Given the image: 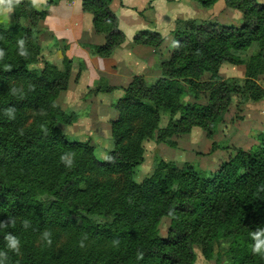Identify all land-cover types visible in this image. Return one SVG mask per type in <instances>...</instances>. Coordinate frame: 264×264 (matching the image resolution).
I'll return each mask as SVG.
<instances>
[{
	"label": "trees",
	"instance_id": "obj_1",
	"mask_svg": "<svg viewBox=\"0 0 264 264\" xmlns=\"http://www.w3.org/2000/svg\"><path fill=\"white\" fill-rule=\"evenodd\" d=\"M111 1H81V10L105 39L87 47L104 58L124 42L108 9ZM190 1L209 8L218 0ZM223 2L240 13V26L178 20L172 34L177 46L159 62L154 84L133 76L125 87L103 89L122 90L113 104L110 159L104 160L88 142L68 140L61 129L69 115L56 98L67 88L70 61L63 58L59 69L40 57L39 24L49 12L22 0L12 12L15 23H0L5 52L0 60V221L15 219L14 226L0 228V251H8L7 233L21 241L20 254L8 251L6 264H194L193 245L206 247L224 237L229 238L230 264H264V256L253 255L250 236L264 228V132L258 133L256 147L233 149L210 176L189 163L157 157L150 175L134 180L146 141L174 145L173 135L195 126L210 134L223 120L232 94L241 104L263 100L264 0ZM21 38L26 58L18 54ZM162 40L158 33L140 31L133 43L155 48ZM222 63L243 65V81L223 79ZM187 95L193 100L184 102ZM203 95L206 101L199 102ZM9 107L15 108V119L4 114ZM28 111L38 113L30 125ZM163 114L167 123L159 126ZM66 152L74 154L71 168L60 161ZM163 217L170 220L165 237L158 229ZM46 230L50 246L42 238Z\"/></svg>",
	"mask_w": 264,
	"mask_h": 264
},
{
	"label": "rangeland",
	"instance_id": "obj_2",
	"mask_svg": "<svg viewBox=\"0 0 264 264\" xmlns=\"http://www.w3.org/2000/svg\"><path fill=\"white\" fill-rule=\"evenodd\" d=\"M81 1L82 0H78V2H80V7ZM108 9L110 10L109 6ZM229 9L235 10L238 13L239 19L236 23L220 22L216 19L215 21L224 26H240L242 22L240 13L236 9ZM110 12L112 13L111 10ZM10 15L12 19H10L9 22H5L4 25L11 26L15 23L12 13ZM22 23L27 24L28 22L22 21ZM39 29L38 39L41 48V59L54 64L59 69L63 68V58L70 61L67 88L61 91L56 98L57 103L69 115L65 123H60L61 129L68 140L88 142L93 146L95 156L99 160H104L108 151L111 150L113 146L111 138V121L115 119L116 116L113 104L122 95V90L117 89L120 91L111 93V98L114 99L109 103L108 93L114 90L109 92L100 90L101 92H98L96 89L102 87V89H106L107 87L116 86H108L107 84L99 83L97 88H93V86H90L88 83V78H86L84 82H82L83 84L80 83L81 86L84 85L83 88L85 89L79 92V88L80 90H82V88L79 84H75V81L81 78L80 70L75 75L72 74L73 61L66 53V49L64 48L60 54L58 52H53L52 48L44 42L46 36L42 34L40 25ZM117 29L120 31L118 26ZM121 34L125 40L124 34L122 32ZM173 39V35L171 36V41L169 40L170 42L165 41L163 38L158 46H155V48L152 47L157 49L159 61L156 69H151L149 71V73H151L150 76H134H142L148 84H154L160 77L159 62L162 59L169 58L172 54ZM168 44L169 46L167 47ZM86 46L87 45H85V47ZM87 49L89 48L87 47ZM160 50H162V53ZM248 54L249 51L245 53L244 57H247ZM37 65L39 66L40 63ZM80 68H82L81 65ZM219 75L223 79L234 78L241 83L244 79V67L243 65L222 63L219 68ZM115 94L119 95L116 99ZM192 100L190 95L183 98L184 102ZM204 101H206V98L203 95L199 102ZM27 115V124L30 125L36 120L38 113L28 111ZM167 119L168 116L163 114L159 126H164L167 123ZM259 132H264V98L260 101L247 100L241 104L240 96L232 94L228 110L225 112L223 120L214 125L210 134L203 128L195 126L192 127L189 132L173 135L171 140L174 142V145L157 142L155 140L146 141L144 143L143 162L135 169L134 180L139 183L148 177L152 172L153 162L157 157L171 160L179 165L189 163L196 171L203 172L205 175L210 176L220 167L222 162L233 155V149L241 148L242 150L249 151L256 147L259 144L257 140ZM169 221L167 217L161 219L158 225L159 235L161 237L167 235ZM62 239L63 238H61V240ZM228 240L229 238L227 237L219 238L212 241L206 247H201L198 244L193 245V251L195 253L194 264H230V259L226 254L229 247ZM206 253H209V257L205 256Z\"/></svg>",
	"mask_w": 264,
	"mask_h": 264
},
{
	"label": "crops",
	"instance_id": "obj_3",
	"mask_svg": "<svg viewBox=\"0 0 264 264\" xmlns=\"http://www.w3.org/2000/svg\"><path fill=\"white\" fill-rule=\"evenodd\" d=\"M35 8L49 12L39 24L42 34L46 36L44 42L59 54L65 48L73 61L72 74L75 75L79 70L81 73V78L75 84L81 86L80 83L83 84L88 78L93 88H97L99 83L124 87L134 75L150 76L149 71L156 69L159 61L157 49L133 43L134 36L140 31L158 33L165 41H169L178 20L216 19L234 24L239 19L238 13L227 8L223 0H218L209 8L190 0H112L109 8L116 16L117 26L125 40L110 57L104 58L87 49L88 45L104 44L105 39L95 32L91 16L81 10L80 2L41 0L39 7ZM10 14H0V22H9L12 19ZM83 87L82 90L79 88V92L85 89ZM102 88L96 90L101 92ZM119 91L115 89L108 93L109 103L114 99L111 93ZM118 96L115 94V99Z\"/></svg>",
	"mask_w": 264,
	"mask_h": 264
},
{
	"label": "clouds",
	"instance_id": "obj_4",
	"mask_svg": "<svg viewBox=\"0 0 264 264\" xmlns=\"http://www.w3.org/2000/svg\"><path fill=\"white\" fill-rule=\"evenodd\" d=\"M22 0H0V14H10L14 11L15 7L20 5ZM41 3V0H31V4L33 7H39ZM18 44V54L21 57H27L28 56V51L25 47V39L21 38L17 41ZM174 47L177 45H173ZM5 57V52L3 49H0V60H3ZM5 71H10L11 70V65L5 64L4 65ZM13 94L15 95L17 90L13 89L12 90ZM15 108L14 107H9L4 110V114L7 116L9 120L15 119ZM43 114V113H41ZM105 159H110L109 157H105ZM60 161L63 163L66 167L71 168L74 163V154L70 152H66L63 155L60 156ZM171 215V214H169ZM9 225H15V219L14 218H9L8 221H0V228H7ZM23 227L27 229L30 227V223L25 220L23 222ZM251 239L253 240V244L251 245V251L253 255H261L264 256V228H257L255 231L250 233ZM42 238L46 243L50 246L52 243L51 240V233L49 231H44L42 233ZM87 237H85L86 239ZM5 247L8 251H11L17 255L20 254V246H21V241L20 239L13 235L12 233H7L5 235ZM114 244H119V241H114ZM80 247H84L83 240L80 242ZM8 251H0V264H6L7 260L9 259L8 257ZM143 252H138L137 253V259L142 260L143 259Z\"/></svg>",
	"mask_w": 264,
	"mask_h": 264
},
{
	"label": "built area",
	"instance_id": "obj_5",
	"mask_svg": "<svg viewBox=\"0 0 264 264\" xmlns=\"http://www.w3.org/2000/svg\"><path fill=\"white\" fill-rule=\"evenodd\" d=\"M70 1H78V0H70Z\"/></svg>",
	"mask_w": 264,
	"mask_h": 264
}]
</instances>
